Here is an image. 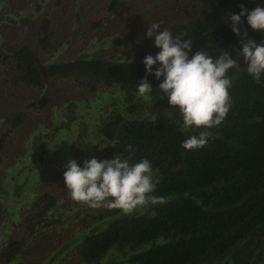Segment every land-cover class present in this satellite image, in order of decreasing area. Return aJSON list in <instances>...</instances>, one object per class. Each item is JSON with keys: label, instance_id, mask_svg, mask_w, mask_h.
<instances>
[{"label": "trees", "instance_id": "trees-1", "mask_svg": "<svg viewBox=\"0 0 264 264\" xmlns=\"http://www.w3.org/2000/svg\"><path fill=\"white\" fill-rule=\"evenodd\" d=\"M261 0H209L198 16L184 10L185 20L169 29L174 37L193 42L192 53L208 52L213 59L220 50L233 55L238 68L231 69L230 110L219 126L207 129L204 147L185 150L181 144L205 129L178 126L182 120L167 99L154 107L151 118H129L116 114L102 126V137L119 146L123 159L137 163L150 161L156 190L165 203L127 215L106 209L110 218L102 228L88 229L81 240L80 256L86 263L99 264L114 254L113 264H250L264 240V74L257 82L247 73V64L236 52L241 50L243 32L256 42L264 32L246 23L237 37L229 27V13L238 14L243 5L254 10ZM56 5L60 4L57 0ZM116 9L119 3L110 4ZM260 7H264L260 6ZM50 20L40 22L38 46L46 50L52 32ZM160 50L153 43L141 47L132 59L108 60L100 56H78L54 60L41 67L35 52L20 46L11 55L19 78L29 87L39 88L47 79L61 77L118 86L129 99L145 78L144 58ZM131 61V63H130ZM157 66H154L153 72ZM154 88V75L147 77ZM47 99L28 107L41 110ZM18 111L0 138V161L9 135L24 122ZM50 203L53 197L46 196ZM155 212V216L151 213Z\"/></svg>", "mask_w": 264, "mask_h": 264}, {"label": "rangeland", "instance_id": "rangeland-1", "mask_svg": "<svg viewBox=\"0 0 264 264\" xmlns=\"http://www.w3.org/2000/svg\"><path fill=\"white\" fill-rule=\"evenodd\" d=\"M56 1L0 0V135L15 113H25L0 165V245L17 238L21 225L36 224L15 264H90L79 255L81 237L86 229L102 228L110 218L107 208L93 209L70 198L64 165L75 160L83 167L85 160L121 155L118 144L102 137L103 124L116 114L151 118L154 107L167 97L152 87V100L139 97L137 91L129 99L116 87L61 77L32 88L14 71L11 54L28 46L41 67L78 56L129 60L141 47L154 43L146 38L151 23L169 30L185 20L184 10L193 21L209 2L117 0L119 8L111 11L113 0H60L59 5ZM258 5L263 6L264 0ZM44 17L50 20L53 36L48 48L40 50L37 39ZM43 97L48 101L45 108H28ZM46 196L55 200L50 203ZM112 260L113 253L99 264H113ZM250 264H264V240Z\"/></svg>", "mask_w": 264, "mask_h": 264}, {"label": "clouds", "instance_id": "clouds-1", "mask_svg": "<svg viewBox=\"0 0 264 264\" xmlns=\"http://www.w3.org/2000/svg\"><path fill=\"white\" fill-rule=\"evenodd\" d=\"M245 18L252 30L264 32V7L257 6L249 11L241 5L238 14L229 13L228 25L237 37H241ZM161 28L159 23H151L147 29L146 38L154 39L155 47L160 51L155 57L147 55L144 58L146 75L137 84V95L152 100L153 89L147 77L154 75L158 81L162 78L158 87L167 97L170 108L178 109L182 124L175 121L177 125L185 129H205L188 137L181 147L199 149L207 143V129L219 126L230 110L232 80L228 73L238 68V63L233 55L223 50L215 59L205 51H197L190 58L193 42L190 39L183 41L167 28ZM236 54L246 62L247 73L259 82L264 74V41L248 39L245 30L241 50ZM152 119L155 122L157 117ZM64 168V182L70 198L93 209H118L130 215L165 203L164 197L154 195L156 184L152 165L147 159L130 163L116 155L111 160H85L83 167L75 160H69ZM151 215L155 216V212Z\"/></svg>", "mask_w": 264, "mask_h": 264}, {"label": "flooded vegetation", "instance_id": "flooded-vegetation-1", "mask_svg": "<svg viewBox=\"0 0 264 264\" xmlns=\"http://www.w3.org/2000/svg\"><path fill=\"white\" fill-rule=\"evenodd\" d=\"M118 2L117 0H113L112 2ZM111 2V3H112ZM119 3V2H118ZM119 6H120V3H119ZM119 7H117L116 9H118ZM109 9L111 11L115 10L113 7H109ZM50 30H51V25H50ZM52 32V30H51ZM39 34V33H38ZM53 36V34H52ZM52 36L50 38V40L52 39ZM38 39H39V36H38ZM38 39H37V42H38ZM20 47V46H19ZM18 47V48H19ZM40 49V48H39ZM41 50V49H40ZM16 51V50H15ZM14 51V52H15ZM13 52V53H14ZM12 53V54H13ZM11 54V55H12ZM10 59H11V56H10ZM15 71V70H14ZM16 72V71H15ZM17 73V72H16ZM26 85V84H25ZM98 85H102V84H98ZM104 86V85H103ZM107 87V86H105ZM112 87H116L117 89L121 90L118 86H112ZM34 88V87H32ZM40 88V87H39ZM122 91V90H121ZM45 98V97H43ZM42 99V98H40ZM39 99V100H40ZM39 100L37 101H34V102H38ZM29 106V105H28ZM29 108V107H28ZM34 109V108H33ZM16 114V113H15ZM14 114V115H15ZM25 114V113H24ZM13 115V116H14ZM9 122V120H8ZM10 123V122H9ZM22 126V125H21ZM20 126V127H21ZM9 127L6 128V130L0 135V138L3 134H5V132L8 130ZM19 128V127H18ZM17 128V129H18ZM15 129V130H17ZM15 130L9 135V137L7 138L6 142H5V146H4V149L2 151V154H1V161H0V165L2 164V161H3V157H4V152H5V148H6V145L9 141V139L11 138V136H13L15 134ZM102 130V129H101ZM102 133V131H101ZM106 140V139H105ZM108 141V140H106ZM110 142V141H109ZM110 143H115V142H110ZM117 144V143H116ZM123 158V157H122ZM31 162V160H28ZM55 200V199H54ZM45 209V208H43ZM44 211V210H43ZM40 212V211H39ZM32 221V219H30ZM32 229H36V224L35 223H31L30 221H28L27 223H25V225H21L19 230V234L17 236V238H13V239H9L6 241V243L4 245H0V264H15L17 261H19L20 259V256L22 255V251L23 249L25 248V245H26V242H27V238L28 236H31L34 234V232H29L31 231ZM88 230L86 229V234H87ZM85 234V235H86ZM83 234V236L81 237V240L82 238L85 236ZM81 240L79 242V255H80V246H81ZM81 257V256H80ZM82 258V257H81ZM82 261L85 262V260L82 258Z\"/></svg>", "mask_w": 264, "mask_h": 264}]
</instances>
